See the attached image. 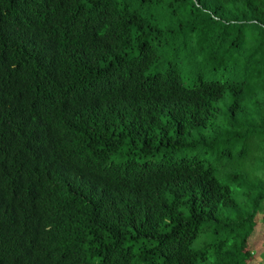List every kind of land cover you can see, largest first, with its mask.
Returning a JSON list of instances; mask_svg holds the SVG:
<instances>
[{
    "label": "trees",
    "instance_id": "1",
    "mask_svg": "<svg viewBox=\"0 0 264 264\" xmlns=\"http://www.w3.org/2000/svg\"><path fill=\"white\" fill-rule=\"evenodd\" d=\"M263 204L264 0H0V264H254Z\"/></svg>",
    "mask_w": 264,
    "mask_h": 264
},
{
    "label": "rangeland",
    "instance_id": "2",
    "mask_svg": "<svg viewBox=\"0 0 264 264\" xmlns=\"http://www.w3.org/2000/svg\"><path fill=\"white\" fill-rule=\"evenodd\" d=\"M159 54H160V62L156 65H153L152 67H150L147 71L146 74L148 76L154 75V74H160L163 73L165 71V69L167 68V65L169 64V62H176L178 63V61H180L182 59L181 55H175L173 54L171 51L170 52H164L162 50V48H159ZM180 66V65H179ZM181 66H183V70H182V79L184 81L185 84L190 85L193 82L194 79V75H195V67L192 66L190 63H186V62H182L181 61ZM204 78L206 80H215L211 75H204ZM230 100H228L227 98L225 99V101H223L221 104L222 107L225 106L226 103H228ZM152 161H158V158H154L152 159ZM264 213V204H263V208H262V215L259 216V222L260 219H262L263 214ZM263 227L259 228V232L255 234L254 240H253V245L252 246V250L254 252V264H259L262 263L264 264V224L261 225ZM263 254V255H262Z\"/></svg>",
    "mask_w": 264,
    "mask_h": 264
}]
</instances>
